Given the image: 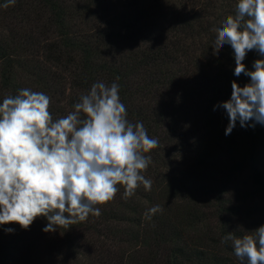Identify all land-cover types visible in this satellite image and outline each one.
Returning <instances> with one entry per match:
<instances>
[{
  "label": "trees",
  "instance_id": "trees-1",
  "mask_svg": "<svg viewBox=\"0 0 264 264\" xmlns=\"http://www.w3.org/2000/svg\"><path fill=\"white\" fill-rule=\"evenodd\" d=\"M0 0V102L28 88L47 94L53 119L74 111L92 84H119L127 119L159 146L142 172L153 181L101 215L44 232L0 225V264H241L228 233L264 225V125L231 134L232 47L214 54L215 29L237 0ZM264 59L255 50L247 70ZM119 77V80L116 78ZM252 122L250 121L249 124ZM162 212L151 220L144 213ZM67 216V213L65 214ZM7 229H13L8 232Z\"/></svg>",
  "mask_w": 264,
  "mask_h": 264
},
{
  "label": "clouds",
  "instance_id": "clouds-1",
  "mask_svg": "<svg viewBox=\"0 0 264 264\" xmlns=\"http://www.w3.org/2000/svg\"><path fill=\"white\" fill-rule=\"evenodd\" d=\"M15 3L7 0L2 7ZM215 31L214 54L230 45L234 75L250 77L243 87L233 81L230 99L217 105L229 119L225 135L237 121L241 127L264 125V59L254 61V70L243 63L252 50L264 57V0H237L235 15ZM50 101L47 94L24 88L0 102V225L28 229L37 217H45L44 232L68 229L89 214L100 216L96 205L112 201L118 185L124 187L125 200L141 185L151 191L153 181L142 172L152 162L146 153L159 141L149 137L142 122L127 119L118 83L92 84L74 111L56 120ZM162 211L155 205L144 218ZM228 241L241 264H264V225L239 238L228 233L221 243Z\"/></svg>",
  "mask_w": 264,
  "mask_h": 264
}]
</instances>
